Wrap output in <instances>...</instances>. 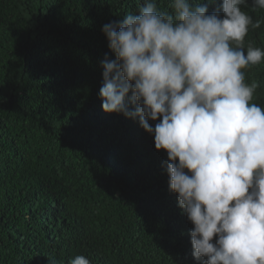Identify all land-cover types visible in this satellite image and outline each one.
Here are the masks:
<instances>
[{"label": "trees", "instance_id": "1", "mask_svg": "<svg viewBox=\"0 0 264 264\" xmlns=\"http://www.w3.org/2000/svg\"><path fill=\"white\" fill-rule=\"evenodd\" d=\"M143 2L0 0V264L77 255L91 264H202L169 189L167 153L139 117L102 109V61L115 60L102 28ZM190 2L209 14L222 4ZM169 3L159 7L171 11ZM251 6L242 10L261 26L249 29L245 49H264V9ZM244 72L264 108V62Z\"/></svg>", "mask_w": 264, "mask_h": 264}, {"label": "clouds", "instance_id": "2", "mask_svg": "<svg viewBox=\"0 0 264 264\" xmlns=\"http://www.w3.org/2000/svg\"><path fill=\"white\" fill-rule=\"evenodd\" d=\"M242 6L248 0H222L209 14L190 0H170L171 11L144 0L102 28L115 55L101 65L102 109L139 117L167 153L169 189L202 264H264V108L252 102L258 84L244 72L264 62V49H245L261 21ZM251 7L264 9V0ZM68 264L91 262L77 255Z\"/></svg>", "mask_w": 264, "mask_h": 264}]
</instances>
